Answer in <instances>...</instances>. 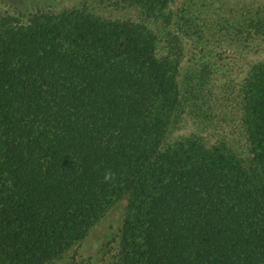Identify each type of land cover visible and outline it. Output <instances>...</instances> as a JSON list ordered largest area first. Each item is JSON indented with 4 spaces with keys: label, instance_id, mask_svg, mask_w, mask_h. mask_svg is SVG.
Returning a JSON list of instances; mask_svg holds the SVG:
<instances>
[{
    "label": "trees",
    "instance_id": "16d2710c",
    "mask_svg": "<svg viewBox=\"0 0 264 264\" xmlns=\"http://www.w3.org/2000/svg\"><path fill=\"white\" fill-rule=\"evenodd\" d=\"M253 45L264 0L0 13V264L63 263L124 199L117 264H264V59L238 90L215 59ZM237 110L246 154L203 136Z\"/></svg>",
    "mask_w": 264,
    "mask_h": 264
},
{
    "label": "rangeland",
    "instance_id": "374dc122",
    "mask_svg": "<svg viewBox=\"0 0 264 264\" xmlns=\"http://www.w3.org/2000/svg\"><path fill=\"white\" fill-rule=\"evenodd\" d=\"M77 0H0V13H30L39 10L59 12L63 9L72 7ZM224 1V0H221ZM236 3H249L256 2L258 0H230ZM232 11L238 10V7H231ZM102 11L110 15L126 16L131 18L135 15L134 11L130 10H109L103 8ZM244 11H241L242 14ZM185 52L184 59L185 65L196 62L193 55H197L200 51L197 49L193 42L185 40L184 44ZM224 49V48H223ZM219 50L216 54V63L223 66L228 72L226 77H219L217 80L218 85L226 83L233 86L238 90V86L241 83L249 67L255 63L264 59V48L258 46H252L251 48L238 51V50ZM200 56V55H198ZM184 65V66H185ZM224 72V71H223ZM232 88V87H231ZM234 90V89H233ZM220 99H224L222 95ZM236 107V106H235ZM236 116L228 119L224 124H221L213 132H204L203 136L206 139H217L218 135L227 139H232L236 142L238 150L242 153H248L246 146V139L244 138L243 131L240 128L237 115L240 117V110H237ZM239 127V128H238ZM193 132H197L196 129L190 124H183L180 128H176L170 133L167 141H171L176 137L190 135ZM198 133V132H197ZM212 139V140H211ZM244 151V152H243ZM127 211V200L124 199L114 205L105 216L90 230L86 239L76 246L66 257L61 264H117V252L118 245L120 243L121 230L123 228L124 218Z\"/></svg>",
    "mask_w": 264,
    "mask_h": 264
},
{
    "label": "clouds",
    "instance_id": "9594fccd",
    "mask_svg": "<svg viewBox=\"0 0 264 264\" xmlns=\"http://www.w3.org/2000/svg\"><path fill=\"white\" fill-rule=\"evenodd\" d=\"M109 177L106 176V179H108Z\"/></svg>",
    "mask_w": 264,
    "mask_h": 264
}]
</instances>
